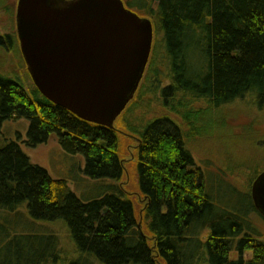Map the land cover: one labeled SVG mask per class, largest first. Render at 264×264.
I'll return each mask as SVG.
<instances>
[{
    "label": "trees",
    "instance_id": "16d2710c",
    "mask_svg": "<svg viewBox=\"0 0 264 264\" xmlns=\"http://www.w3.org/2000/svg\"><path fill=\"white\" fill-rule=\"evenodd\" d=\"M125 1L149 17L154 35L161 32L168 63L159 76L153 42L134 93L146 88L168 111L128 125L136 139L139 198L122 184L120 131L127 124L86 121L33 83L27 91L18 78L0 74V122L27 118L25 142L32 147L55 132L66 152L84 156L86 174L111 181L98 195L79 198L65 179L32 163L18 142L0 144V264H264V239L253 235L245 218L251 209L258 212L250 190L220 205L217 200L230 198L236 187L224 188L223 195L222 181L211 173L209 179L188 147L197 135L191 126L195 102L220 107L249 95L264 105V0ZM4 39L0 35V43ZM163 79L169 82L160 87ZM57 223L68 245L53 229ZM245 250L250 257L244 258Z\"/></svg>",
    "mask_w": 264,
    "mask_h": 264
},
{
    "label": "water",
    "instance_id": "95a60500",
    "mask_svg": "<svg viewBox=\"0 0 264 264\" xmlns=\"http://www.w3.org/2000/svg\"><path fill=\"white\" fill-rule=\"evenodd\" d=\"M15 25L39 92L81 119L114 127L148 61L149 17L123 0H17ZM250 196L264 217V169L252 180Z\"/></svg>",
    "mask_w": 264,
    "mask_h": 264
},
{
    "label": "rangeland",
    "instance_id": "374dc122",
    "mask_svg": "<svg viewBox=\"0 0 264 264\" xmlns=\"http://www.w3.org/2000/svg\"><path fill=\"white\" fill-rule=\"evenodd\" d=\"M123 3L140 16H146L139 12L137 6L129 4L125 0ZM15 6L16 0H0L1 33L15 35ZM153 42L155 44L153 55L156 62L152 67H155L158 75L161 76L168 70V63L161 48L163 44H161L160 31L153 34ZM25 69L19 46L15 44L14 48L9 50L0 47V74L18 78L17 80L23 84L27 91H30L32 81L27 76ZM152 79H155V76ZM168 82L167 79H163L159 85L162 87ZM145 92L146 88L144 92L135 94L131 103H127L128 106H125V110L121 111L113 122L114 126H118L121 122L127 124L126 130L120 131L122 133L121 155L126 166L122 184L133 193H136L134 191L136 177L133 172V160H135L133 150L136 139L127 130L128 125H144L152 112L158 114L168 112L162 107L159 96H153L150 91ZM193 108L198 110L197 115L191 119L192 129L197 135L192 134V137L188 139V147L190 146L194 161L205 174L208 172L209 179L213 174V176L216 175L219 183L222 181L223 186L221 183L220 185L223 188L220 186L219 188L223 195H225V191H222L224 188L231 191L236 187L235 194H232L230 198L226 199L220 194L221 199H218L217 202L222 206H225L227 202L236 203L241 200V195L245 190H250L255 172L261 168L264 169V105L257 106L253 99L247 95L220 107L209 106L199 100L195 102ZM173 117L178 116L174 114ZM28 125L29 120L24 117L2 120L0 122V144L3 145L9 141L18 142L32 163L44 167L53 178L65 179L70 190L79 198L98 195L109 189L110 179L92 178L86 174L84 172V156L80 153L66 152L59 144L55 132H51L44 142L33 147L28 146L25 142ZM209 183L212 182L209 180ZM217 184L218 182L216 186ZM217 191L220 193V190ZM135 193L134 195L139 198ZM138 201L141 203L140 200ZM245 218L253 235L258 239H264V217L251 209ZM53 229H59L58 233H62L60 238L63 239L64 245H68V239L61 226L57 223ZM250 255V250H245L243 253L244 258H248ZM236 256V252H230V257Z\"/></svg>",
    "mask_w": 264,
    "mask_h": 264
},
{
    "label": "flooded vegetation",
    "instance_id": "af4514ba",
    "mask_svg": "<svg viewBox=\"0 0 264 264\" xmlns=\"http://www.w3.org/2000/svg\"><path fill=\"white\" fill-rule=\"evenodd\" d=\"M17 1V0H16ZM15 28H16V25H15ZM0 35L2 37H8V41H6L5 39L3 40L2 43H0V47H4L6 50H9L11 48H14L15 44L17 46H19V41H18V38H17V32L15 33V35H10L9 33H1L0 32ZM20 50V48H19ZM21 53V52H20ZM22 56V55H21ZM24 61V60H23ZM10 78H14V79H17L15 78L14 76H9V75H6Z\"/></svg>",
    "mask_w": 264,
    "mask_h": 264
}]
</instances>
